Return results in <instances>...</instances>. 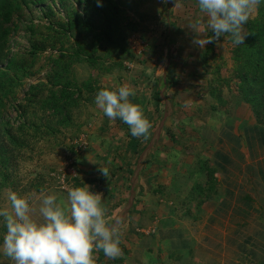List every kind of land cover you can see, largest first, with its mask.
<instances>
[{
	"label": "rangeland",
	"instance_id": "374dc122",
	"mask_svg": "<svg viewBox=\"0 0 264 264\" xmlns=\"http://www.w3.org/2000/svg\"><path fill=\"white\" fill-rule=\"evenodd\" d=\"M81 1L4 0L12 12L0 27L7 32L0 39V207L8 206L10 191L29 199L48 189L82 186L80 174L93 161L88 152H104L107 147L115 152L116 164L130 166L121 197L123 209L139 158L161 122L153 146L164 136L163 146L174 152L184 150L183 137L195 136L219 113L243 106L256 120L264 117H257L241 94L233 57L237 46L227 34L202 48L194 43L212 35L196 0L118 1V27L127 52L100 48L92 66L70 58L80 35L67 31L66 24L83 14ZM86 8L97 29L103 26L104 5L91 0ZM257 15L256 8L249 21ZM55 72H63L72 90L79 89L74 91L65 127L56 124L43 102L55 90ZM85 82L92 83V91L83 88ZM123 84L135 90L130 100L151 123L147 138L133 137L126 124L110 120L94 103L100 88ZM152 147L140 163L139 174L144 164L155 161ZM109 161L98 159L96 167L106 169L103 164ZM114 166L95 179L102 183L104 179L106 195L110 178L121 168Z\"/></svg>",
	"mask_w": 264,
	"mask_h": 264
},
{
	"label": "crops",
	"instance_id": "0c3cea01",
	"mask_svg": "<svg viewBox=\"0 0 264 264\" xmlns=\"http://www.w3.org/2000/svg\"><path fill=\"white\" fill-rule=\"evenodd\" d=\"M238 108L216 112L220 117L213 116L195 136L183 137L184 150L168 152L161 136L128 208H121V197L130 166L116 164L107 147L88 152L93 161L80 174L82 186L101 194L121 247L116 259L95 251V264H264V124L247 107ZM101 158L110 159L103 164L109 169L121 167L110 178L108 195L104 179L95 181L108 171L96 167ZM72 187L44 190L28 200L35 205L41 194L53 193L66 204ZM0 264L12 261L0 254Z\"/></svg>",
	"mask_w": 264,
	"mask_h": 264
},
{
	"label": "clouds",
	"instance_id": "9594fccd",
	"mask_svg": "<svg viewBox=\"0 0 264 264\" xmlns=\"http://www.w3.org/2000/svg\"><path fill=\"white\" fill-rule=\"evenodd\" d=\"M212 35L195 40L200 48L216 44L225 35L234 46L244 44L254 9L264 0H196ZM135 90L127 84L102 87L95 105L110 120L126 124L133 137L147 138L151 123L130 97ZM106 175V173H104ZM72 187L67 203L53 193H43L35 205L10 191L8 206L0 207V254L12 264H95L94 252L102 250L109 259L121 255L118 230L106 220L100 193L89 185Z\"/></svg>",
	"mask_w": 264,
	"mask_h": 264
},
{
	"label": "trees",
	"instance_id": "16d2710c",
	"mask_svg": "<svg viewBox=\"0 0 264 264\" xmlns=\"http://www.w3.org/2000/svg\"><path fill=\"white\" fill-rule=\"evenodd\" d=\"M97 1L104 5L101 15L103 26H100L99 29H97L99 25H95L92 17L87 13L86 6H90L91 0H82L83 14L69 20L66 24L67 31L76 30L80 35L75 40L76 50L72 56L70 55V58L75 62H85L91 66L96 63L98 59L96 52L100 48L108 53L127 52L118 27L116 3L120 0L115 2L112 0ZM5 3L4 0H0V27L9 21L12 12L10 6ZM257 14L255 20L248 21L245 25V32L248 34L244 44L235 48L233 57L237 64L236 77L240 82L241 94L246 102L256 110V116L261 117L264 114V4L257 8ZM6 33V31L0 30V39ZM86 38L90 39L89 42ZM55 73L52 81L55 90H52L43 102L45 109L55 118L56 124L65 127L70 122L69 108L73 103L75 92L79 89L77 87H74V90L71 89V81L63 77V72ZM83 88L92 91V83L85 82ZM157 100L160 102L161 99L158 97ZM263 118H257V121L263 123Z\"/></svg>",
	"mask_w": 264,
	"mask_h": 264
},
{
	"label": "water",
	"instance_id": "95a60500",
	"mask_svg": "<svg viewBox=\"0 0 264 264\" xmlns=\"http://www.w3.org/2000/svg\"><path fill=\"white\" fill-rule=\"evenodd\" d=\"M162 123H160V127L157 129V131L155 132L152 140L149 142L148 146L144 149L142 155L140 156L139 158V161H138V164L136 166V169L133 173V177L131 179V189H130V193H131V196L129 198V202H128V206L127 208L132 204V201H133V198H134V187H135V184L137 182V178H138V174H139V171H140V168H141V161L145 158V156L148 154V152L150 151V148L153 146V142H154V139L158 138L159 137V134H160V128L162 126ZM125 212H127V210H125Z\"/></svg>",
	"mask_w": 264,
	"mask_h": 264
}]
</instances>
